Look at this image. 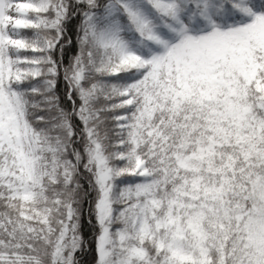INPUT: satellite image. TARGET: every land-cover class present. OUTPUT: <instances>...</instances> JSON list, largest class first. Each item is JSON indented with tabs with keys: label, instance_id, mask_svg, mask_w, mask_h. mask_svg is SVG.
<instances>
[{
	"label": "snow or ice",
	"instance_id": "1",
	"mask_svg": "<svg viewBox=\"0 0 264 264\" xmlns=\"http://www.w3.org/2000/svg\"><path fill=\"white\" fill-rule=\"evenodd\" d=\"M0 264H264V0H0Z\"/></svg>",
	"mask_w": 264,
	"mask_h": 264
}]
</instances>
